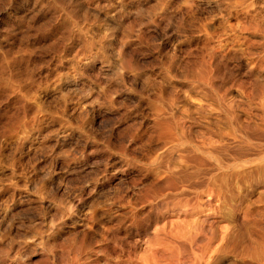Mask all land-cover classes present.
Masks as SVG:
<instances>
[{
	"label": "rangeland",
	"instance_id": "374dc122",
	"mask_svg": "<svg viewBox=\"0 0 264 264\" xmlns=\"http://www.w3.org/2000/svg\"><path fill=\"white\" fill-rule=\"evenodd\" d=\"M69 1L71 13L56 0H0V59L16 57L6 74L26 81L0 94V264H62L83 236V256L119 263L114 239L135 245L137 258L145 253L131 236L144 233L141 216L150 218L149 246L164 219L191 218L165 204L171 198L161 210L141 198L156 180L160 123L185 116L199 143L218 142L209 127L229 124L185 67L219 61L225 76L216 82L239 119L264 126L237 80L264 82V35L246 28L251 18L223 11L226 1L196 0L189 10L177 8L181 0ZM255 144H245V167L214 199L219 251L207 264H254L258 249L264 264V140Z\"/></svg>",
	"mask_w": 264,
	"mask_h": 264
},
{
	"label": "bare ground",
	"instance_id": "6f19581e",
	"mask_svg": "<svg viewBox=\"0 0 264 264\" xmlns=\"http://www.w3.org/2000/svg\"><path fill=\"white\" fill-rule=\"evenodd\" d=\"M224 1H226V6L223 11L228 14L241 13L251 18L246 28L261 31L264 35V15L262 17L261 14L264 12V0ZM56 3L64 6L71 13L69 0H56ZM183 6H186L188 10L195 9L198 3L196 0H181L177 8L182 9ZM70 34L74 35V30H69ZM220 47L222 48L221 44ZM127 62L130 65L134 63L131 59H127ZM216 64L213 65L212 61L205 60L196 68L185 67V72L186 76L198 80L200 85L209 86L215 96L217 107L220 111H226L228 126L222 128L220 123L216 122L214 127H209V132L218 136L219 141L199 143L190 137L189 130L184 125L185 116L175 115V113L172 115L173 122L160 123L158 136L161 140V151L152 161L157 167L156 170L154 169L156 180L141 194L142 203L148 202L160 210L165 204H171L172 208L177 207L175 210L179 217L189 216L191 218L185 221V224H172L164 219L162 226H156L155 242L149 246L145 233L150 218L141 216L139 227L143 228L144 233L137 232L131 236L136 238V245L137 242L145 244V253L137 258L135 245H131L124 239H114L111 248L120 251L121 256H117V259H121V262L118 263L116 260L113 263L105 260V264H207L206 254L219 251V248L215 247L212 242L217 232L214 225L220 218L214 210V199L230 185L227 177L231 175L228 174L238 172L245 167L242 163L246 160L245 144L248 149H251L253 145H257L255 143L264 140V126L239 119L238 114L233 110L235 101L229 100L226 97L224 85L216 82L218 78L225 76L219 61ZM260 65L263 68L259 71L264 72V62H260ZM17 66L16 57L13 59V57L4 55L0 59V94L6 91L18 93L20 87L26 83L23 81L22 72L6 74L7 69H14ZM236 66L241 67L240 64ZM248 71H251V67H248ZM242 74L245 76V72ZM237 80L246 98L249 101H257L264 114L263 79L254 75L247 79L248 81L243 78H237ZM246 83H250L249 86ZM207 105L211 107V104ZM18 120L21 126L26 124V121L20 117ZM224 137H232L234 141L226 140ZM206 196L208 197L205 198ZM168 198L172 200L164 204L163 202ZM154 200L163 204L151 203ZM210 218H212L211 221ZM208 222L212 224L211 235H208L205 227V223ZM88 241L89 238L85 236L80 241H71L76 255L72 258L70 256L63 258L62 264H100V259L96 257L90 259V256H83L82 252L89 247ZM92 248V251L96 250L97 245ZM255 253L257 259L254 264H259V249Z\"/></svg>",
	"mask_w": 264,
	"mask_h": 264
}]
</instances>
